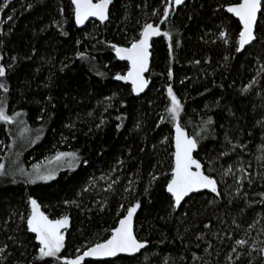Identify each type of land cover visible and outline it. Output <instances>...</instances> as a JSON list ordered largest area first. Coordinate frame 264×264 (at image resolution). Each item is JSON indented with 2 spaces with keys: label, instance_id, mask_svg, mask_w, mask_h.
<instances>
[{
  "label": "trees",
  "instance_id": "16d2710c",
  "mask_svg": "<svg viewBox=\"0 0 264 264\" xmlns=\"http://www.w3.org/2000/svg\"><path fill=\"white\" fill-rule=\"evenodd\" d=\"M229 2L185 0L161 23L164 0H113L106 23L90 21L79 29L71 0H9L0 11V63L12 68L0 78L9 87L8 93L0 90V100L9 115H22L11 124L0 122V163L9 173L0 176V246H8L0 264H43L35 260L34 234L20 219L30 211L29 197L50 218L69 215L62 254L70 257L105 239L118 214L140 201L134 231L148 241L146 248L134 257L85 264H231L236 239H247L249 249L264 242V27L257 41L237 53L240 26L219 8ZM145 22L161 23L173 48L170 54L163 36L152 41L150 84L135 97L114 78L128 66L116 60L111 44L130 46ZM221 30L229 33L227 45ZM77 52L86 58L78 59ZM169 84L184 104L180 122L186 131L205 128L194 155L221 193L191 195L175 210L166 191L174 152ZM209 117L213 123L205 126ZM57 152H76L80 162L48 182L26 183L18 173L13 182L16 169L30 172ZM229 166L232 173L225 174ZM152 175L158 179L149 186ZM242 176L241 186L236 179ZM237 264H248L247 255ZM252 264H261L257 252Z\"/></svg>",
  "mask_w": 264,
  "mask_h": 264
},
{
  "label": "snow or ice",
  "instance_id": "6c2138e0",
  "mask_svg": "<svg viewBox=\"0 0 264 264\" xmlns=\"http://www.w3.org/2000/svg\"><path fill=\"white\" fill-rule=\"evenodd\" d=\"M9 0H4L3 5H0V11H3L4 7L8 6ZM113 0H71V4L74 12L75 24L77 26L84 25L86 21L94 18L100 23H104L109 20V6ZM165 7L162 12L161 23L167 21L173 6H180L185 3V0H164ZM31 7V5H29ZM220 9H223L231 17L238 21L239 29L236 36L235 51L237 53L243 51L246 46H250L253 42L257 41V30L258 28L264 27L260 24L261 20H264V0H231L226 5H220ZM63 13V9L60 10ZM154 16L159 15L158 12L153 11ZM12 19L11 16L8 17ZM62 35H67L66 32H61ZM163 36L169 41L168 47L171 54L173 48V37L168 31H161L159 25L145 22L140 31L138 38H134L130 46L122 47L116 44H111V48L115 51L116 57L121 61H127L128 67L124 74L117 73L115 79L117 81L129 82L131 84V91L139 94L145 90L148 86L149 81L145 78L144 73L149 68V58L151 55L150 48L152 47L150 41L153 37ZM219 38L227 45L229 43V33L226 30L219 32ZM80 41H77L79 44ZM177 46H179L177 42ZM77 58L84 60L86 58L85 53L77 52ZM228 57H225L227 60ZM0 60H3V56H0ZM15 61L16 57H12ZM196 63H199L197 61ZM12 65L9 64L7 68L3 63H0V78H5L8 69H11ZM63 70V69H62ZM97 75H104L103 73L97 72ZM169 79L172 78V72H168ZM256 81L253 80L243 91H248L252 84ZM0 90L4 93L9 92V87L6 82H0ZM115 95V94H114ZM167 96L170 101L166 107L168 113V119L173 124L175 135L174 147L175 150L172 152V162L170 166V176L166 180V191L170 194L172 200L171 207L175 210L179 208L182 202L185 201L186 197L195 192L201 190H209L217 197L221 195L218 187L217 179L211 175L206 174L205 166L201 162V159L194 155L198 148L200 140L205 138L202 133L205 132V128H202L200 132H194L190 134L186 131L185 126L180 122L181 113L184 110V104L181 99L174 92L171 84L167 85ZM106 99H111L107 97ZM22 113L16 112L13 115H9L6 110V104L3 100H0V122L5 124H11L14 122L16 117L21 116ZM121 119V117H117ZM164 119V118H162ZM104 121L101 120V124ZM212 118L209 117L205 122L206 125L212 124ZM100 127V125H97ZM119 128L120 125H117ZM24 131H28L25 127ZM38 132L40 130H37ZM39 139V135H37ZM167 137L165 138V141ZM235 146L233 147V151ZM225 155V153H221ZM64 158H68V164L70 167L74 166L75 163L80 162V157L76 152H57L54 159L61 161ZM86 164L87 161H84ZM240 172L243 173L244 169L241 168ZM19 174L25 179L26 183H35L37 180L48 181L54 179V172H42L39 165L33 166L32 172H27L23 167L16 169L13 175V182H15L16 174ZM232 167L229 166L225 174H231ZM9 173L5 170V164L0 163V176H6ZM158 179L156 175H152L149 186ZM244 177L236 179V183L241 185V181ZM131 184V181H129ZM251 184V180H249ZM242 186V185H241ZM111 188V185H109ZM87 188L82 191H87ZM129 189H125L128 191ZM148 189H145L147 193ZM240 188H237L239 193ZM79 195V194H78ZM245 195H247L245 193ZM264 196V193H260ZM213 201H210L212 203ZM65 205H75L79 207L76 200H64ZM28 204L30 211L25 217L23 214L20 216L21 221L26 223V229L28 232L34 234V238L37 241V255L35 260L47 264L46 258H52L53 264H85L86 258H104V257H116L118 254L126 253L133 255L139 253L142 249H145L148 241L138 239L136 232L134 231V216L137 210L141 207V203L137 200L136 203L126 208V214L120 216L113 227L109 230V235L90 246H86L84 250L80 248L76 249V255L70 257L69 255H63L65 250V231L69 227L70 217L67 214L60 216L59 218H50L49 214L45 210H42L41 204L37 199L29 197ZM124 206L121 205V208ZM205 227H208L207 225ZM251 227V226H250ZM199 238V237H198ZM11 239V237H10ZM249 241L241 238L234 241V245L231 248V253L228 256V260L231 264H237L241 261V258L245 255L248 257V264H252L253 252H257L260 255L261 264H264V242H260V246L257 243L252 242V247L249 249L247 246ZM7 245L0 246V258L7 259L5 256ZM241 249L245 251H241ZM195 258V256H194Z\"/></svg>",
  "mask_w": 264,
  "mask_h": 264
},
{
  "label": "water",
  "instance_id": "95a60500",
  "mask_svg": "<svg viewBox=\"0 0 264 264\" xmlns=\"http://www.w3.org/2000/svg\"><path fill=\"white\" fill-rule=\"evenodd\" d=\"M73 6V5H72ZM182 5H180V6H173V8L174 9H177V8H179V7H181ZM74 7V6H73ZM230 15V14H229ZM231 16V15H230ZM235 19V18H234ZM236 20V19H235ZM90 21H96V22H98V23H100V21H98V20H96V19H94V18H91L89 21H86L85 22V24L84 25H81V26H77L76 24V27L77 28H79V29H81V28H83V27H85V25L88 23V22H90ZM108 21V20H107ZM107 21H105L104 23H106ZM237 21V20H236ZM74 23H75V19H74ZM104 23H100V24H104ZM154 24V23H153ZM154 25H159V27L161 28V23H158V24H154ZM160 37V36H159ZM159 37H153L152 38V40L150 41V43H152V41L153 40H156V39H158ZM247 47H249V46H246L245 48H247ZM150 50H151V48H150ZM244 51V50H243ZM243 51H241V52H239V53H242ZM114 56H115V58H116V60L118 61V62H122V63H126L127 64V66H128V62L127 61H121V60H119L117 57H116V55H115V52H114ZM150 59H151V55H150V58H149V68H148V71H146L145 73H144V76H145V78L149 81V79H148V77H147V75H148V73H149V69H150ZM116 80V79H115ZM117 81V80H116ZM118 82H121L122 84H125V85H128L130 88H131V84L129 83V82H124V81H118ZM149 84H150V82L148 83V86L145 88V90L143 91V92H141V93H139V94H136V93H133L132 92V94L135 96V97H140V96H142L146 91H147V89H148V87H149ZM174 135H175V130H174V127H173V137H174ZM175 150V147H174V139H173V151ZM195 153V152H194ZM203 192H209V193H211L209 190H201L200 192H195V193H192V194H190L189 195V197L191 196V195H194V194H198V193H203ZM169 194V193H168ZM170 195V194H169ZM186 198H188V197H186ZM185 198V199H186ZM134 220H135V216H134ZM143 250V249H142ZM141 250V251H142ZM141 251L139 252V253H136V254H133V255H129V254H126V253H121V254H118L116 257H104V258H86V261H105V260H113V259H116V258H118V257H134V256H137V255H139L140 253H141ZM85 261V262H86Z\"/></svg>",
  "mask_w": 264,
  "mask_h": 264
},
{
  "label": "rangeland",
  "instance_id": "374dc122",
  "mask_svg": "<svg viewBox=\"0 0 264 264\" xmlns=\"http://www.w3.org/2000/svg\"><path fill=\"white\" fill-rule=\"evenodd\" d=\"M76 164H74V166L70 167L69 164H68V158H64L63 160L61 161H56L54 158L50 161H43V162H39L38 164L36 165H39L40 166V170L42 172H48V171H53L54 172V177L58 174L59 171H62V170H65V169H73L76 167ZM33 171V167L30 169ZM30 171V172H32ZM50 181V180H48ZM48 181H43V180H37L36 182H48ZM35 182V183H36ZM30 209V207H29Z\"/></svg>",
  "mask_w": 264,
  "mask_h": 264
}]
</instances>
